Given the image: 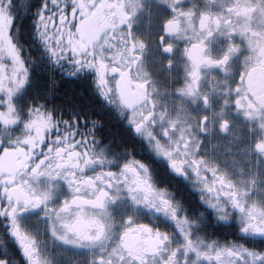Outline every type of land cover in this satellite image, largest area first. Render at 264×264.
<instances>
[{
    "label": "snow or ice",
    "instance_id": "1",
    "mask_svg": "<svg viewBox=\"0 0 264 264\" xmlns=\"http://www.w3.org/2000/svg\"><path fill=\"white\" fill-rule=\"evenodd\" d=\"M69 86L91 89L126 153L65 103ZM0 129L17 264H53L25 216L83 264H264V0H0ZM213 217L237 237L213 238Z\"/></svg>",
    "mask_w": 264,
    "mask_h": 264
},
{
    "label": "flooded vegetation",
    "instance_id": "2",
    "mask_svg": "<svg viewBox=\"0 0 264 264\" xmlns=\"http://www.w3.org/2000/svg\"><path fill=\"white\" fill-rule=\"evenodd\" d=\"M139 20V23L137 25V31L144 35L146 32L145 29V19L142 17L137 18ZM149 61V67L153 69L154 74L157 75L158 84L160 87L161 92L163 93L164 89L169 86L170 81L165 76V74L162 71H157V66L152 63L153 57L151 53H149L147 57ZM238 119V118H237ZM101 127V126H100ZM122 131H124V128H120ZM125 132V131H124ZM100 140L104 144H110L111 148L114 149L117 152L126 153L128 151L126 143H121L119 141H116V139H112L108 136V133H103L102 131L98 133ZM217 151L223 152V147L217 149ZM188 192H191V189L185 186ZM175 190V189H174ZM196 197H192L189 200V203L194 205L196 203ZM189 211L195 215H199L198 212H196L195 208H190ZM202 211V209L200 210ZM146 218L150 216L149 213H142ZM23 223L30 229L36 231L38 234H40L41 239L44 241V249L46 254L48 255L49 259L53 262V264H75V262L79 261L80 264H83V258L82 254L78 253L74 250L68 249L64 247L63 245L59 244L58 242L52 241L48 239L47 232L44 231V227L42 223L36 219H34L31 216H25L23 218ZM207 223V221H205ZM212 227H208L206 231L213 236V238H220L222 240H233L238 235V228H237V222L236 221H228V222H222L217 221L214 217L211 221ZM216 225H219L220 227H216ZM7 237H8V243L12 246L14 250H16V255H9L7 256L10 260V264H17L18 261L23 262V257L20 254V249L16 244V241L14 238L10 235V233L7 231ZM11 246L9 250H11ZM12 251V250H11ZM26 264V262H24Z\"/></svg>",
    "mask_w": 264,
    "mask_h": 264
},
{
    "label": "trees",
    "instance_id": "3",
    "mask_svg": "<svg viewBox=\"0 0 264 264\" xmlns=\"http://www.w3.org/2000/svg\"><path fill=\"white\" fill-rule=\"evenodd\" d=\"M19 2L20 0H17V3ZM15 11L17 15V22L26 27V22L24 19L18 14L17 9ZM29 45H31L27 48L29 54L35 57L37 64H43L46 60V57L43 55L42 49L38 44L32 45L31 41H29ZM63 97L65 99V103L75 107L81 115L92 119L101 120V128H103V133H108V136L112 139H116V141L126 143L125 132L120 129L122 126L118 124L114 118L104 114L98 109L96 97L91 89L80 91L69 86L63 91ZM66 115H68V113H66ZM2 130L3 129H0V133L3 132ZM10 246L11 245L8 243L7 237V225L4 224L2 220H0V256H9L11 253L12 255H16L17 252L12 248V246V251L9 250Z\"/></svg>",
    "mask_w": 264,
    "mask_h": 264
},
{
    "label": "rangeland",
    "instance_id": "4",
    "mask_svg": "<svg viewBox=\"0 0 264 264\" xmlns=\"http://www.w3.org/2000/svg\"><path fill=\"white\" fill-rule=\"evenodd\" d=\"M3 132L0 133V136H6L8 135V133L5 131V130H2ZM244 168L247 170L249 168H254L255 167V162L252 161V162H244L243 164Z\"/></svg>",
    "mask_w": 264,
    "mask_h": 264
},
{
    "label": "clouds",
    "instance_id": "5",
    "mask_svg": "<svg viewBox=\"0 0 264 264\" xmlns=\"http://www.w3.org/2000/svg\"><path fill=\"white\" fill-rule=\"evenodd\" d=\"M18 4H20V2L18 3ZM17 12H18V14L23 18V16L24 15H26L27 13L25 12V9H24V7L21 5V6H19L18 8H17Z\"/></svg>",
    "mask_w": 264,
    "mask_h": 264
}]
</instances>
